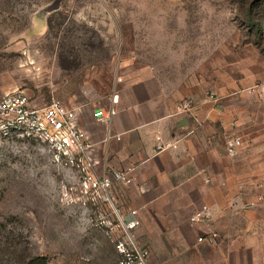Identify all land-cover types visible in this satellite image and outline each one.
Masks as SVG:
<instances>
[{
  "label": "rangeland",
  "instance_id": "rangeland-1",
  "mask_svg": "<svg viewBox=\"0 0 264 264\" xmlns=\"http://www.w3.org/2000/svg\"><path fill=\"white\" fill-rule=\"evenodd\" d=\"M143 68L185 98L264 91V0H0V97L97 108ZM67 180L37 143L0 142V264H117Z\"/></svg>",
  "mask_w": 264,
  "mask_h": 264
},
{
  "label": "crops",
  "instance_id": "crops-1",
  "mask_svg": "<svg viewBox=\"0 0 264 264\" xmlns=\"http://www.w3.org/2000/svg\"><path fill=\"white\" fill-rule=\"evenodd\" d=\"M188 95L143 68L102 105L116 107L111 120H96V107L83 105L79 121L97 143V170H131L132 182H117L114 195L123 210H138L135 235L152 264H264L263 87L226 95L218 106L207 95L195 98L200 123L177 111ZM231 120L238 127L226 129ZM233 133L245 141L237 156L228 152ZM158 137L179 139V146L157 151ZM203 205L211 219L192 223ZM211 231L219 233L214 243L198 241Z\"/></svg>",
  "mask_w": 264,
  "mask_h": 264
},
{
  "label": "built area",
  "instance_id": "built-area-1",
  "mask_svg": "<svg viewBox=\"0 0 264 264\" xmlns=\"http://www.w3.org/2000/svg\"><path fill=\"white\" fill-rule=\"evenodd\" d=\"M117 98L118 95H114V100ZM207 100L218 104L220 97L210 93ZM196 106V99L187 97L178 103L177 111L200 123V118L195 115ZM83 110V105L71 106L56 97L46 103L39 102L24 89L5 92L0 97V142L37 143L54 166L66 171V199L77 201L85 209L93 208L100 212L98 224L105 226L115 242L117 264H152L150 248L140 244L135 235V230L141 225L138 210H123L114 195L117 182H132L131 170L98 172L99 160L95 154L97 143L79 121ZM115 113V106L109 109L100 106L93 116L99 121H109ZM224 127L237 128L238 123L231 120ZM158 140L157 151L178 148L180 141L161 137ZM244 143L241 135L231 134L227 142L229 154L239 155ZM211 217L210 207L203 205L190 216V221L207 223ZM218 236L217 231H211L200 235L198 241L214 243Z\"/></svg>",
  "mask_w": 264,
  "mask_h": 264
},
{
  "label": "trees",
  "instance_id": "trees-1",
  "mask_svg": "<svg viewBox=\"0 0 264 264\" xmlns=\"http://www.w3.org/2000/svg\"><path fill=\"white\" fill-rule=\"evenodd\" d=\"M43 264H45V263H43Z\"/></svg>",
  "mask_w": 264,
  "mask_h": 264
}]
</instances>
